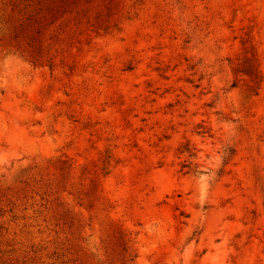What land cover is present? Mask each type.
<instances>
[{
	"label": "rangeland",
	"instance_id": "374dc122",
	"mask_svg": "<svg viewBox=\"0 0 264 264\" xmlns=\"http://www.w3.org/2000/svg\"><path fill=\"white\" fill-rule=\"evenodd\" d=\"M0 264H264V0H0Z\"/></svg>",
	"mask_w": 264,
	"mask_h": 264
}]
</instances>
